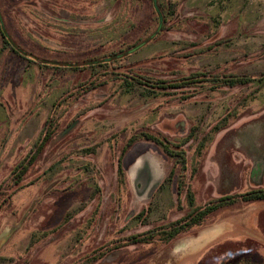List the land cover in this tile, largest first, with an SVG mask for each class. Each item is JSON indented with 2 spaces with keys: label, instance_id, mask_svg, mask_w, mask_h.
<instances>
[{
  "label": "rangeland",
  "instance_id": "obj_1",
  "mask_svg": "<svg viewBox=\"0 0 264 264\" xmlns=\"http://www.w3.org/2000/svg\"><path fill=\"white\" fill-rule=\"evenodd\" d=\"M0 25V264L264 263V201L127 242L264 188V0H0Z\"/></svg>",
  "mask_w": 264,
  "mask_h": 264
},
{
  "label": "trees",
  "instance_id": "obj_2",
  "mask_svg": "<svg viewBox=\"0 0 264 264\" xmlns=\"http://www.w3.org/2000/svg\"><path fill=\"white\" fill-rule=\"evenodd\" d=\"M153 4H154V0ZM1 26V25H0ZM1 29L2 37L4 39V42L11 46L12 50L18 51L17 48L14 46L13 41L10 40L8 34L4 32V30ZM264 76V75H263ZM199 76H191L186 81L182 82H168V81H148L149 84H153L154 86H159L161 89L166 88H183L185 86H188L190 84H194L198 81ZM260 80H263V77L260 78ZM251 81V77L239 75V76H230L227 79V84L231 87H235L238 85H244ZM141 84H144L141 80L139 81ZM52 138V132L48 131L46 135L40 139L35 145V148L33 150L32 154H29L27 157H25L16 167L15 172L18 179H22L27 172L29 171L32 164H34L37 160V158L42 154L45 146L47 145V142ZM143 138L146 140H149L151 142H154L155 144L159 145L163 151L170 157V158H178L179 162H181V165L184 167L187 156L186 153L179 148L173 146L168 140L161 139L153 134L150 133H144ZM138 140V137H134L131 139L128 143V145L125 147V151L128 149V147L132 146L136 141ZM243 200L245 202H252V201H264V188L254 189L249 192H246L245 194L236 196V197H226L217 201H214L208 205H206L203 209L196 210L194 214L188 215L184 218H182L177 223H174L173 225H169L167 227H162L158 230H151L143 234H138L135 236L128 237L127 242L129 244H141V243H152L155 239H159L160 241H170L177 236L184 234L188 229H190L192 226L196 224H200L202 221H204L206 218H208L210 215H212L214 212L218 211L221 208H224L228 205H233L237 203L238 201ZM237 264H264L259 263L256 261H253L251 259H245L240 261Z\"/></svg>",
  "mask_w": 264,
  "mask_h": 264
},
{
  "label": "crops",
  "instance_id": "obj_3",
  "mask_svg": "<svg viewBox=\"0 0 264 264\" xmlns=\"http://www.w3.org/2000/svg\"><path fill=\"white\" fill-rule=\"evenodd\" d=\"M221 233H216V235L212 238L208 234L202 235L201 238L198 241L192 242L191 245L188 246V252L186 255L189 254H195L196 252H199L201 249L205 247L208 243L211 242V239H217L220 236Z\"/></svg>",
  "mask_w": 264,
  "mask_h": 264
},
{
  "label": "water",
  "instance_id": "obj_4",
  "mask_svg": "<svg viewBox=\"0 0 264 264\" xmlns=\"http://www.w3.org/2000/svg\"><path fill=\"white\" fill-rule=\"evenodd\" d=\"M154 5H155V7L157 8V0H154ZM161 24H162V18L160 19V27H159V29L158 30H160V28H161ZM3 30H4V27H3ZM5 32V31H4ZM6 33V32H5ZM144 43H142V45H143ZM141 45V46H142ZM74 125H71L63 134H65L66 132H68L70 129H72V127H73ZM2 244H3V240L1 239L0 240V248H1V246H2Z\"/></svg>",
  "mask_w": 264,
  "mask_h": 264
}]
</instances>
